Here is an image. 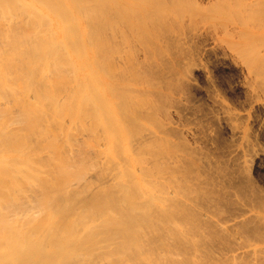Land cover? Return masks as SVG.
Returning <instances> with one entry per match:
<instances>
[{
    "label": "bare ground",
    "instance_id": "6f19581e",
    "mask_svg": "<svg viewBox=\"0 0 264 264\" xmlns=\"http://www.w3.org/2000/svg\"><path fill=\"white\" fill-rule=\"evenodd\" d=\"M198 3L0 0V264H264V201L239 186L248 219L215 225L222 212L198 181L195 152L172 142L161 119L171 89L129 73L168 57L181 67L185 39L205 33L264 91V0ZM176 67L168 75L180 80ZM84 145L101 160L87 162ZM165 149L170 168L157 156ZM178 156L195 168L178 169ZM217 229L237 255L212 245Z\"/></svg>",
    "mask_w": 264,
    "mask_h": 264
},
{
    "label": "rangeland",
    "instance_id": "374dc122",
    "mask_svg": "<svg viewBox=\"0 0 264 264\" xmlns=\"http://www.w3.org/2000/svg\"><path fill=\"white\" fill-rule=\"evenodd\" d=\"M194 1H196V0H194ZM197 1L199 2L198 3L199 5H200V3H202V6L206 3L208 5V0H197ZM207 5H204V6L207 7ZM187 21L185 20V23L187 24L186 26H187V28L191 29L190 27H188L189 21L188 22ZM170 22H173V20L170 19L168 22V19H167V21H166V24L168 23L167 27H168V25H169V27H177V25L172 26V24L174 22L172 24ZM187 32H189V30ZM200 35L197 34L196 36H192V37H194V38H190L192 41L189 40L188 38L185 39L186 42L188 41L187 42L188 48L186 47L187 45L186 46L184 45V46L186 47V49H189L188 52L190 51L193 54L192 55L189 52L190 56L188 55L189 57H185L183 59V60L186 59L187 63H185V61L183 63L181 62V64L185 63L184 64L185 67H184V65H182L180 67V65H178L176 63V58L168 57V60L170 58L172 62L175 61L174 63H171L172 67H171V65H169L171 62L169 60L170 62L167 63L166 65H162L163 62H159V63H161V65L158 64L161 66V67L159 66V69H158V65H154V66L150 65V66H147V67H149V69L147 67L146 68L144 67L147 70H142L144 68H135V69L130 68L129 73H131V75L133 73L135 76L139 72V78L141 77V79H139V80L143 81L144 83L145 82H148V83L152 82L154 84L155 82L157 83V80H158L157 84L160 85L163 82L162 85L164 84V86L161 85V88H163V89L166 88V90H163L164 94H168L167 90L169 91L171 89L169 91V94L172 93V97L174 96L173 97L174 102L173 103L171 102L172 106L168 105V108H167L169 111L168 112L169 116H167L168 118H166L165 115H163L161 119L166 124L165 125L166 127L170 126V128H167V129H169V131L168 130L167 131L170 132V134H171L170 139L172 137V140H171L172 142H175V144H176L180 141H184L183 143H185L187 145L180 142V143H178V146L181 144L180 145L181 148L186 146V147H188L187 149L192 148L191 149V150H193V151H191L192 154H193V152H195L193 154V156L195 158L192 156L193 160L192 159L191 160L192 161L196 160V163L195 162L194 163L196 165L197 170L195 169V171H199L200 174L202 173L201 174L202 178L199 175V173L197 174L198 181L199 180H200V182L202 181V184L205 183L206 190L208 192H210L212 190V192L210 194L213 195V193H214L213 197L211 196L212 200L214 199L213 205L217 206L218 210H219V208L221 209V210H219L220 212L216 211L217 209L215 210V212L216 213L222 212L221 213L222 216H221V214H219L220 218H218V215H217V217H215V219L213 218L214 224L219 226L222 223L225 225V227H226V225H229V228H231L232 220H235L236 218H239V220H240L241 217L246 218V216L248 217L250 215V213L248 214L250 207L248 205H246V202L242 199L241 195L237 191L239 186L241 188L245 187L246 189H251L253 193L250 190H249V192L252 194L253 197H255L261 201H264V96H263L264 94L262 95V92H264V91L262 90V92H261L262 87L260 85H258L257 83H255V80H253L254 77L252 75L249 74V76H248L247 69L245 68V66H243L244 64H242L240 62V60L238 62V59L235 56L233 59L232 58L233 55H230L231 52L227 51L228 49L225 46L222 45L223 48H225V49H223V48L221 49V47H222L221 43L219 42L218 44H216L217 41H214V39H212L214 37H211V36L209 37L207 34H206L207 35L206 36L205 33H203V34L200 33ZM185 41H184V43L186 44ZM189 46H190V48H189ZM172 58L174 59V61L172 60ZM163 64H165V63H163ZM173 64H176L178 67H176V65L174 66ZM187 66H189V67H187ZM154 67H156V68L154 69ZM175 67H176V70L178 69V71H180V73L182 72L181 73L182 75H180V80H179V76H178V79L175 80L174 78H177V76L175 77V75H173L174 72H173V74H171V76H172V77L170 76L171 79L176 81L174 84V81H172L169 78V75H170L171 71L175 70ZM162 68L165 70H162ZM170 68L171 69L173 68L174 70H171ZM127 70H126V72H128ZM155 70H158V73L161 70L163 74L160 71V73H159L160 76H159V74ZM133 71H135V72L138 71V72L135 73ZM145 71H146V73H145ZM150 72H152V74ZM154 72L158 76H156L154 74ZM183 73H184V75H183ZM164 74H166V75H164ZM148 75H150V76L148 77ZM137 76H138V74L136 75V77ZM162 76L164 77V80H163ZM158 77H160V78H158ZM142 78H144V80ZM151 78L154 80H151ZM155 78H156V81H155ZM166 79H167V81H166L167 84H165L166 82L164 83V81ZM168 82H170V83L173 82V83H171V85H173V86H168V88H167L166 86L170 84V83L168 84ZM257 86H259V87H257ZM255 88H257V89H255ZM163 99H165V98H163ZM163 99H162V101H163ZM165 100H168V99H165ZM168 101H166V102H168ZM150 102H152V104L155 103V102L149 100L148 104ZM163 102H162V104L166 103V102H164V103ZM158 103H160V102H158ZM152 104H150V105H152ZM169 104H170V102H169ZM150 105H148V106H150ZM161 105L160 104L157 105V103H156L152 107L157 109V108H160ZM165 106L167 107V104ZM169 106L173 107V108H170ZM165 114H167V112H165ZM164 119L165 120L167 119V120L165 121ZM172 130H173V132H172ZM243 133H244V136H243ZM85 137L88 138V140H86V141L90 142L88 135ZM174 140H176V141H174ZM84 143H85V141H84ZM104 143L105 142H103V146H101V147H103L102 149L105 148ZM101 145H102V143H101ZM136 145H135V148H136ZM84 146H85L84 148L86 150L88 149L87 151L89 152L90 147L86 148L87 146L86 145H84ZM151 146H153V147H151ZM151 146L149 147L150 149L155 148V146L153 144ZM158 147H161V145ZM186 147H184V148H186ZM147 148H148V146H147ZM102 149H100V150H102ZM86 150L84 151L85 152L84 159L87 160V162H88V158L91 160H96V159L101 160V158H95L97 156L95 154H94L95 155L94 156L91 151L89 152L90 153L89 155L91 156L90 157L88 155V152L86 153ZM180 150H182V149H180ZM140 151H142L143 155H145L144 158L149 157L146 154L147 153L146 149L145 150L141 149ZM140 151H138V152H140ZM151 151H152V149H151ZM153 151H154V149H153ZM160 151L161 150H159V152ZM166 151L167 150L165 149L164 156H163V154H159V153L157 154V156L162 155L158 158L164 157V159L163 158L160 159L161 161L158 159L159 162H162L165 165L164 168H166V166L171 164V162L173 163V164H171V166L174 165V161H171L169 163V160L167 158H165ZM178 152H180V151H177V153ZM183 152H184V150H182V152L179 155H183L184 154ZM185 154L183 156H186ZM86 156L88 158H85ZM92 157H94L95 159ZM98 157H100V156H98ZM185 159L186 158H183V161ZM172 160H175V158ZM154 161H155V163H158L156 160H154ZM183 161L181 160V158L179 161H177L178 163L182 162V163H180L182 166H180V164H178L176 162L177 163L176 166L178 167V169L183 167V168H181L182 170L180 169L181 171H183V169L186 170L188 165H189L188 163L190 162V161L187 162V160H186L184 163ZM198 161H199V163L197 164ZM165 163H167V164H165ZM194 163L190 162V164H193V168H195ZM157 165L160 167L164 166V165L162 166L160 163ZM201 165L203 166V168L201 167ZM211 165H212V167H211ZM216 165H217V167H216ZM154 166H156V165H154ZM154 166H153V163H150V168H153ZM171 166L169 165L168 168H170ZM219 167H221V169ZM206 169H209V170H206ZM218 169H219V171H218ZM229 169H230V171H229ZM204 170H206V171H204ZM232 170L234 171V173ZM213 171H215L216 173H214ZM218 172L219 173L223 172V173L219 174ZM231 172L233 175L236 174V178H237L236 184H239V185L236 186L235 183H233L234 185L229 184L230 178L228 180V176L231 175L230 174ZM239 172L245 173V174L243 173V175H242L243 178L241 176V173H239ZM206 173H208V174H206ZM212 173H214L215 175ZM219 175H220V177H218ZM222 175H223V177H221ZM88 176L89 175H87V177L84 176V179L85 178L88 179ZM107 176H109V175H107ZM199 177H200V179H199ZM229 177H231V176H229ZM205 178L208 179L209 182H207ZM212 178H214V179H212ZM218 178H219V181L223 180V181L219 182L221 185H223L221 188H223L225 186L224 184H226L224 189H221L220 187H218V186H221L220 184H218V182L214 183V181H217L216 179H218ZM226 179L228 180V182H227L228 184L226 183ZM241 179L242 180L244 179V181H242ZM246 180L249 183L246 182ZM212 182H213V184H209ZM221 182H223L224 184H222ZM245 183L247 184V186ZM214 184H216L217 187ZM205 185L203 186L204 188H205ZM212 186H215V188ZM240 187H239V190H241ZM209 188L211 189L210 191L208 190ZM207 191H206V193L209 194ZM216 192H218V193H216ZM210 194L208 196H210ZM217 195H219V196L223 195L224 197L222 196L221 198L222 199L224 198L226 201L223 199L224 200V202H223L222 199ZM218 198H220V199H218ZM217 199H218V202L216 201ZM220 200H221V202H219ZM213 205H211L212 209L215 207V206L213 207ZM227 206L228 207L230 206V207L228 208ZM212 211H214V210H211L210 212H212ZM210 215H211V213H210ZM215 216H216V214H215ZM213 217H214V214H213ZM216 219H217V222H215ZM246 219H248V218H246ZM217 232H218V229L216 231V235H218L217 240L218 239L219 240L216 243H212V245L215 244V247H217L218 245L220 247L221 243L223 245V243L225 241L228 242L229 240L227 239L228 236L221 234V232H220V234H221V236H220L219 232L218 233ZM222 236H225V237L223 238ZM238 241H239L238 246H240V244H242V245L248 244L245 241V239H242V241H240V240H238ZM227 242H225L223 246L221 245L220 248H224L226 246L224 248L225 251L223 250V253H226V255L223 257L230 258L231 257L230 254H232V253L236 254L237 251L235 248H234L235 251H234V249L232 250L231 248H233L235 246L232 245L233 247L232 246L229 247L227 245ZM217 243H218V245H216ZM227 246L229 247V249ZM236 248H237V245H236ZM238 249H239V252H240V249L244 250L243 246L238 247L237 250ZM230 250L234 251V252H231ZM238 260H239V258H238Z\"/></svg>",
    "mask_w": 264,
    "mask_h": 264
}]
</instances>
